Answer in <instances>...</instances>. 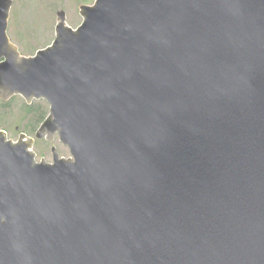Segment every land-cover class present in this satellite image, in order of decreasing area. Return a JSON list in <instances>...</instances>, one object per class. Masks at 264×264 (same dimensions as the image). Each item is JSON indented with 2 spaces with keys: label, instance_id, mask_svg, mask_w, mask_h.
Returning <instances> with one entry per match:
<instances>
[{
  "label": "water",
  "instance_id": "obj_1",
  "mask_svg": "<svg viewBox=\"0 0 264 264\" xmlns=\"http://www.w3.org/2000/svg\"><path fill=\"white\" fill-rule=\"evenodd\" d=\"M0 0V264H264V0H96L33 57ZM60 142L37 161V139Z\"/></svg>",
  "mask_w": 264,
  "mask_h": 264
},
{
  "label": "rangeland",
  "instance_id": "obj_2",
  "mask_svg": "<svg viewBox=\"0 0 264 264\" xmlns=\"http://www.w3.org/2000/svg\"><path fill=\"white\" fill-rule=\"evenodd\" d=\"M95 1L13 0L9 36L12 42L19 47L23 56L33 57L37 51L47 48L55 40L60 11H65L67 24L73 29H77L83 22L81 7L91 6ZM24 118L25 113L22 110L21 102L15 101L14 105L1 111L0 131H6L8 138L13 141H18L21 134L36 138V134L26 133L23 128H18L21 125L25 128L26 123L22 122L21 124V120L23 121ZM2 119L3 121H1ZM53 147L56 148L60 157L71 158L70 150L56 136L53 143H49L45 139H37L33 149L37 154V161L45 160L47 163H53Z\"/></svg>",
  "mask_w": 264,
  "mask_h": 264
},
{
  "label": "trees",
  "instance_id": "obj_3",
  "mask_svg": "<svg viewBox=\"0 0 264 264\" xmlns=\"http://www.w3.org/2000/svg\"><path fill=\"white\" fill-rule=\"evenodd\" d=\"M18 100L21 102L22 110L25 113V118L23 121L21 120V124L22 122H25L26 126L25 128L21 127L22 125L17 127L21 129L23 128L26 133L29 132L31 134H36L37 130L50 113L49 105L44 100L35 101L32 104H28L22 97L15 96L7 102L0 101V117L1 111L3 109L11 107L15 104V101ZM1 121H3V119Z\"/></svg>",
  "mask_w": 264,
  "mask_h": 264
},
{
  "label": "flooded vegetation",
  "instance_id": "obj_4",
  "mask_svg": "<svg viewBox=\"0 0 264 264\" xmlns=\"http://www.w3.org/2000/svg\"><path fill=\"white\" fill-rule=\"evenodd\" d=\"M9 26H10V20H9ZM15 97V96H14ZM12 99V98H11ZM1 101V100H0ZM3 102V101H2Z\"/></svg>",
  "mask_w": 264,
  "mask_h": 264
}]
</instances>
